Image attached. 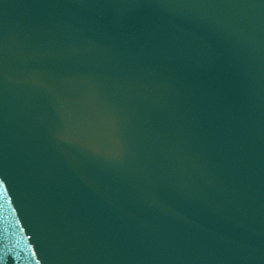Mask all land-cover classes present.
Here are the masks:
<instances>
[{"label": "water", "instance_id": "water-1", "mask_svg": "<svg viewBox=\"0 0 264 264\" xmlns=\"http://www.w3.org/2000/svg\"><path fill=\"white\" fill-rule=\"evenodd\" d=\"M0 264H264V0H0Z\"/></svg>", "mask_w": 264, "mask_h": 264}]
</instances>
